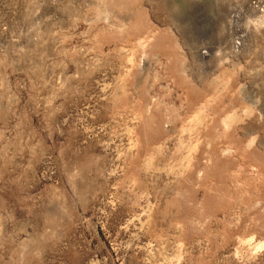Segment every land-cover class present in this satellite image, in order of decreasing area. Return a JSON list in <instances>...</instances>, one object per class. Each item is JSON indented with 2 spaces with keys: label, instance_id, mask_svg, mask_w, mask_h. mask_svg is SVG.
Returning a JSON list of instances; mask_svg holds the SVG:
<instances>
[{
  "label": "rangeland",
  "instance_id": "1",
  "mask_svg": "<svg viewBox=\"0 0 264 264\" xmlns=\"http://www.w3.org/2000/svg\"><path fill=\"white\" fill-rule=\"evenodd\" d=\"M0 264H264V0H0Z\"/></svg>",
  "mask_w": 264,
  "mask_h": 264
}]
</instances>
